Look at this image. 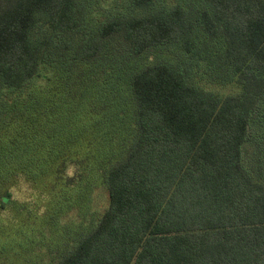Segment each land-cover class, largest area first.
Instances as JSON below:
<instances>
[{"label":"trees","instance_id":"obj_1","mask_svg":"<svg viewBox=\"0 0 264 264\" xmlns=\"http://www.w3.org/2000/svg\"><path fill=\"white\" fill-rule=\"evenodd\" d=\"M15 209L45 264H264V0H0Z\"/></svg>","mask_w":264,"mask_h":264},{"label":"rangeland","instance_id":"obj_2","mask_svg":"<svg viewBox=\"0 0 264 264\" xmlns=\"http://www.w3.org/2000/svg\"><path fill=\"white\" fill-rule=\"evenodd\" d=\"M197 81L199 84L203 87L214 89L216 91H219L221 93H227L231 91L230 86H220L218 84H213L212 82L207 81L205 78H198ZM94 192L92 193V199L94 201V206L91 207V219H93V222H96L101 212L107 207L108 204V196L107 192L104 187H101L97 185L94 188ZM13 191L15 194V198L17 201H31L33 198V193L36 191V187L34 185H30L27 182L21 181L18 185H15L13 187ZM96 210V214H94ZM75 214L73 217L75 218L76 215H79V212L73 211ZM82 217V215L80 216ZM90 217V216H89ZM20 218V212L19 209L15 210H9L7 212H4L2 215H0V225L6 229L4 232H0V245L5 244L6 241H10L12 244L10 245V253L8 254V260L5 255L0 254V262L4 260L5 264H45V255L47 252V249L45 250V247H38L36 245H29L28 247H22L21 241L22 238H26V235H29L30 238H37L40 235V238L44 242L53 241L58 237L59 232L49 231V226L46 227L44 230L43 236H41L39 230H37V234L28 232V228L19 229V226L17 225V221H19ZM77 219V218H76ZM74 219V220H76ZM81 219H77L76 221H79ZM29 227L31 224H33V221H29ZM36 225H40V222L35 223ZM27 227V226H25ZM78 229H74L72 233V237L75 234V232ZM10 231L11 234L8 236V232ZM7 232V233H6ZM15 233V235H14ZM13 237V239H12ZM28 241V240H27ZM21 245V247H20ZM26 248V250H25ZM8 250V252H9ZM59 250V249H57ZM5 251V250H4ZM39 253V255L36 256V253ZM4 253V252H3ZM6 253V251H5ZM53 254L51 256H54L57 251H53ZM50 255V254H49Z\"/></svg>","mask_w":264,"mask_h":264}]
</instances>
